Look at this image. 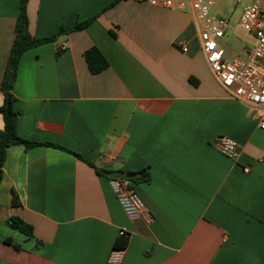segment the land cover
Returning a JSON list of instances; mask_svg holds the SVG:
<instances>
[{
    "label": "crops",
    "instance_id": "obj_1",
    "mask_svg": "<svg viewBox=\"0 0 264 264\" xmlns=\"http://www.w3.org/2000/svg\"><path fill=\"white\" fill-rule=\"evenodd\" d=\"M113 1L29 0L35 39L97 18L23 55L13 87L17 133L70 149L94 167L56 147L9 150L0 186V264H264L257 109L215 79L190 9L122 0L105 11ZM20 6L0 0V106ZM212 14L225 19L226 12L217 4ZM248 35L232 58L246 57L255 43ZM92 47L109 62L97 75L84 57ZM259 68L264 75V60ZM218 137L237 144L235 159L216 149ZM104 172L149 175L125 182L152 212V224L125 214ZM13 216L33 226L34 238L8 226ZM124 238L128 245L115 248Z\"/></svg>",
    "mask_w": 264,
    "mask_h": 264
},
{
    "label": "built area",
    "instance_id": "obj_2",
    "mask_svg": "<svg viewBox=\"0 0 264 264\" xmlns=\"http://www.w3.org/2000/svg\"><path fill=\"white\" fill-rule=\"evenodd\" d=\"M145 1L154 7H179L191 10L199 30L202 52L213 76L231 97L257 109L259 127L264 131V75L259 68L260 62L264 60V9H262L264 0H253L252 4L245 7L240 25L254 37L255 43L246 57H238L232 61L227 58L226 49L218 42L225 37L229 22L212 14L215 6L223 0H181L179 4L174 0ZM183 50L187 51L186 48ZM214 144L225 157L230 159L237 157V144L230 139L218 137ZM110 184L128 217L138 219L147 225L154 222L152 212L138 193L128 187L125 180L110 179ZM120 235L129 237L125 231H121Z\"/></svg>",
    "mask_w": 264,
    "mask_h": 264
},
{
    "label": "trees",
    "instance_id": "obj_3",
    "mask_svg": "<svg viewBox=\"0 0 264 264\" xmlns=\"http://www.w3.org/2000/svg\"><path fill=\"white\" fill-rule=\"evenodd\" d=\"M122 0H114L106 9H110L111 7L115 6ZM29 0H21L20 12L17 17L16 26H15V41L12 46L6 71L2 81V92L4 94V101L3 104L0 106V115L3 117L4 120V128L0 130V186L3 181V169L7 162L8 152L12 147H22L25 150H29L38 146H50L56 147L62 150H65L73 155H75L80 160L86 162L89 166L94 167L93 164L87 162L83 157L74 151L67 149L62 146L54 145V144H40V143H33L27 140L22 139L17 133V123L19 119V112L15 109V102L16 97L13 93V87L17 80L18 71H19V64L23 55L40 45L47 44L50 42H55L59 36L61 35H68L72 32H77L86 29L91 25V23L97 18L93 17L86 21L78 23L76 26L68 29H62L58 35L49 38L43 39H35L29 32V17L27 13ZM65 48V47H64ZM60 55V52H57V56ZM84 57L86 59L88 68L90 72L94 75L100 74L101 72L105 71L109 68V62L103 55V53L96 47H92L85 51ZM99 174H103V171L97 170ZM136 179H123L126 181H134L135 183L140 181H149V175L145 172H141ZM110 180V179H109ZM13 205L17 206V197L13 198ZM8 226L12 229L21 232L22 234L26 235L29 238H34V228L32 225L26 223L20 217L13 216L11 217L8 222ZM3 243L12 244L10 239L4 240ZM128 245V239H120L118 240L114 247L115 248H125ZM16 249H19L18 246H14Z\"/></svg>",
    "mask_w": 264,
    "mask_h": 264
},
{
    "label": "rangeland",
    "instance_id": "obj_4",
    "mask_svg": "<svg viewBox=\"0 0 264 264\" xmlns=\"http://www.w3.org/2000/svg\"><path fill=\"white\" fill-rule=\"evenodd\" d=\"M251 0H244L238 3L233 0H223L218 4V8L226 12L223 17L229 22L230 28L226 32L224 38L218 40L219 44L227 51V58L232 61L236 54L234 48L238 43L246 44L249 42L248 33L244 31L240 25V18L244 11V7ZM217 18V15L213 14ZM219 17V16H218ZM232 52V53H231Z\"/></svg>",
    "mask_w": 264,
    "mask_h": 264
},
{
    "label": "water",
    "instance_id": "obj_5",
    "mask_svg": "<svg viewBox=\"0 0 264 264\" xmlns=\"http://www.w3.org/2000/svg\"><path fill=\"white\" fill-rule=\"evenodd\" d=\"M104 175L108 178V179H134L136 176L134 174H130V173H122V172H104Z\"/></svg>",
    "mask_w": 264,
    "mask_h": 264
}]
</instances>
